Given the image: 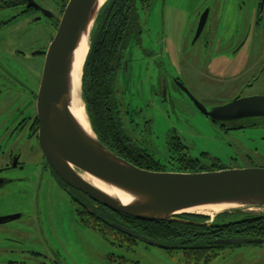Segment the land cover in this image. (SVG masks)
Returning a JSON list of instances; mask_svg holds the SVG:
<instances>
[{"label":"rangeland","instance_id":"1","mask_svg":"<svg viewBox=\"0 0 264 264\" xmlns=\"http://www.w3.org/2000/svg\"><path fill=\"white\" fill-rule=\"evenodd\" d=\"M63 1L36 0L47 12L56 16H60ZM206 1L165 0L163 3V0H160L153 5L150 11L143 12L142 18L145 26L143 43L142 47L133 51L135 54L128 82L131 91L123 98L120 93L121 113L123 115L128 110L139 114L135 116L139 124L138 131L136 133L128 131L129 136L139 143H145L147 150L158 160L166 158L165 145L168 137L176 132L191 148L192 157H201L203 153H208L211 157L226 163L232 155L249 156L255 167L264 168V126L227 134L201 115L190 102L187 101L186 107L179 95L175 94L178 109L173 110L172 106L164 105L160 98L152 93L160 72L170 77L179 76L180 62L188 59L197 63L200 72L187 67L184 79L193 94L209 108L224 105L241 91H244V95L248 97L264 95V77L260 84L252 88L246 86L251 82L254 73L264 68V47L257 43L263 41L256 26L255 12L259 0H220L225 2L222 5V12L218 14L223 19L216 20V24L212 27L213 30L211 29L212 34L208 38L207 30L202 40L193 45L197 27L194 14L197 8L203 7ZM238 5L243 7L241 12L235 8ZM253 9L254 14L251 12ZM22 11L21 9L11 10L6 15L19 16ZM1 14L3 13H0V17ZM55 35L56 30L52 21L37 12L31 15H21L14 25L3 28L0 32V39L6 43L11 55L18 49L28 52V58L23 61L29 65L35 62V58L29 54L30 44L34 43L40 48H45V45L51 44ZM245 41L247 44L241 47ZM160 48L165 50H160ZM229 49H236L234 53L237 54L221 58V51L225 53L229 52L227 51ZM149 51L155 54L150 56ZM2 55L0 52V58ZM18 61L21 63V60L11 61V63L19 64ZM226 61H229V66H237L239 70L230 73L222 80L212 79L210 72L217 73L218 70H223L222 67H226L224 65ZM41 62H44V58ZM159 62L162 65V71L158 69ZM248 70L253 73L252 76H248L250 73L245 75ZM119 75L123 91L127 81L122 73ZM147 121L151 123L148 125ZM123 126L125 129H130L128 120L124 119ZM13 149L11 145L0 148V167L8 161L7 157L1 154L10 153ZM40 160L42 158L39 155L28 154L25 158V170H11L6 173V177L17 181L0 189V212L13 213L19 210L22 199L27 200L29 213L33 212L36 206L40 209L47 207L48 213L52 215L49 217L51 221L49 228L55 234L52 242L57 240L62 256L68 258L69 263L264 264V247L258 245L225 246L205 254L204 257H199L184 251H168L143 243H131L126 239V244L121 248L114 244L116 242L114 239L123 238L113 232V243H103L94 234L88 235L77 227L68 196L48 180L49 175L41 170ZM24 180L27 184L23 182ZM25 194L27 198L24 197ZM241 210L246 213L255 211L258 214H264V207L258 210ZM236 212V210H231L228 213ZM220 214V212H211L210 215L196 213L193 216L209 217L215 221ZM238 219L239 217L236 216H223L220 221L226 225ZM105 247L106 251H102ZM97 256L101 259L106 257L107 260H91ZM204 260L214 261L206 263Z\"/></svg>","mask_w":264,"mask_h":264},{"label":"water","instance_id":"2","mask_svg":"<svg viewBox=\"0 0 264 264\" xmlns=\"http://www.w3.org/2000/svg\"><path fill=\"white\" fill-rule=\"evenodd\" d=\"M27 1L29 8L42 10L34 0ZM110 1L102 3L101 0H69L49 46L38 96V115L40 149L53 171L69 187L101 206L140 221L211 227L214 225L213 220L200 223L185 216L195 215L196 213L191 212L193 210L212 206H228L221 214L231 210L264 207V168L203 173L144 170L119 157L99 140L87 111L92 133L87 132L77 120L73 113L77 52L86 37H89L91 46L97 20ZM208 17L207 10L201 18L194 43L201 36ZM87 58L80 93V106H84L85 110L83 77ZM185 91L200 110L215 122L264 119V97L237 99L208 112L188 89ZM91 179L109 190L119 191L131 201L124 204L117 196L98 188ZM111 228L148 246L168 251L180 249L155 242L116 224H112ZM216 244L223 247L263 245L264 240L232 238L219 240Z\"/></svg>","mask_w":264,"mask_h":264},{"label":"flooded vegetation","instance_id":"3","mask_svg":"<svg viewBox=\"0 0 264 264\" xmlns=\"http://www.w3.org/2000/svg\"><path fill=\"white\" fill-rule=\"evenodd\" d=\"M160 0H127L126 5L121 8L120 6L113 8V13L120 20L123 14V17H126V13L129 14V20L131 22L135 21L131 32L135 29L134 36L130 37L121 47L120 53L117 59V69L115 75V91H116V101L120 110V119L122 121V126L124 119L128 120L130 129H125L122 127V133L130 143H132V150H141L147 151L149 154L150 151L147 150V145L145 143H139L137 140L129 136L128 131L136 133L138 131L139 124L136 122L135 116H138L136 112H129L128 110L122 115L120 103V93L122 98L126 93L131 91L128 84L130 78V71L132 69L133 56L135 54V49L142 47L143 43V34H144V21L142 18L143 12L150 11L153 8V5ZM228 1V0H227ZM35 4L38 5L42 10L35 7L29 8V2L27 0L17 1V0H0V32L3 31V28L11 27L15 24L17 19L21 15H31L33 13L40 12L46 18L52 21L53 26L55 27L56 33L60 21L63 17L62 8L60 11V16H56L50 12H47L43 7H41L36 0ZM165 0H163V3ZM225 2L220 0H207L203 7L197 8V11L194 14V19H197V27L195 30L193 45L202 40L205 32L208 30L209 37L213 26L216 24V20H222V16L219 17L218 14L222 12V5ZM242 4V3H241ZM63 6V5H62ZM116 8V9H115ZM238 11H242L243 7L238 5L235 7ZM23 10L19 16H10L6 15L11 10ZM66 9V8H65ZM115 9V10H114ZM47 13H44V11ZM209 11V17L207 24L197 40L194 43L195 37L197 35L201 18L206 11ZM65 11V10H64ZM254 14V9L251 10ZM256 26L259 29L261 39L263 41L257 42L258 45L264 47V4L263 0H259L256 8ZM64 14V13H63ZM49 16H52L49 18ZM192 18V16H191ZM226 18V17H225ZM211 22V25H210ZM215 22V23H213ZM212 29V30H211ZM139 32V34H138ZM218 29L216 30V33ZM55 37V36H54ZM53 37V38H54ZM52 38V40H53ZM4 40V39H3ZM51 40V42H52ZM247 44V41L243 42L241 47H244ZM50 46V45H49ZM49 46L45 45L44 47H38L36 44H30V56L35 58L33 64L26 65L23 60L28 58V52H25L21 49L10 53L8 51V46L5 42L0 39V52L3 54L0 58V145L3 146L2 149L7 145L12 146L14 149L10 153L3 152L1 154L3 157H7V162L0 167V189L3 187L13 184L14 179H9L6 177V173L11 170H25V158L28 154L39 155L41 161V170L44 174H48V180L62 193L66 194L69 198V204L72 208L71 212L73 213L74 223L77 224V227L82 229L86 234H94L95 237L102 241L103 243H113L112 239V222L110 210L106 208L104 210L102 206L96 203L94 200L86 196L85 194L69 187L65 184L53 171L48 161L44 157L40 149V120L38 115V96L41 89L43 70L46 61V55L49 49ZM220 47V46H219ZM164 49V48H160ZM237 49V48H236ZM234 50H227L229 52L221 51L220 57L227 58L228 56L236 55ZM165 50V49H164ZM155 52L149 51L148 55L153 56ZM163 54V50H162ZM164 55V54H163ZM159 57V56H158ZM157 57V58H158ZM24 58V59H22ZM44 62H41L43 60ZM163 58V57H162ZM40 59V61H38ZM9 60V61H8ZM21 60L19 64H12L11 61ZM229 61L224 62L226 67H222L223 70H218L217 73L210 72L211 78L214 80H222L227 77L230 73L235 72L238 69L237 66L231 67L228 64ZM227 64V65H226ZM187 67L190 69L200 72L196 62H193L188 59H183L180 62L179 66V76H167L164 72H160L156 80V85L153 87L152 93L154 96L159 97L161 102L164 105L172 106L173 110L178 109L176 107L175 94L180 96V100L187 107V101L190 102L201 115L208 119L214 126L218 127L220 130H223L225 133L230 134L238 131H245L251 128H259L264 126V119L255 120H237V121H224V122H215L210 117L205 115L195 101L187 94L185 89H188L191 95L203 105L208 112H211L214 108L223 107L228 104H231L235 100L249 99L254 97H264V95H257L253 97H248L244 95V91L238 93L233 99L229 100L227 103L221 106L207 107L204 105L199 98H197L192 90L188 87L187 81L184 79V74L187 71ZM159 71H162V65L158 66ZM251 71H246L245 75ZM122 73L127 82L124 84L125 90L122 91L121 84L119 80V74ZM221 73V75L219 74ZM253 73H250L248 76H252ZM264 77V68L259 72H255L251 77V82L246 86L249 88L254 87L256 84H260ZM180 108V107H179ZM180 110L184 111L182 108ZM118 114V113H117ZM118 116V115H117ZM124 117V118H123ZM150 121H147L146 124H150ZM165 151L167 156L164 160H158L153 155L156 161L159 162L160 166L165 169L166 172H179L176 170V157L179 156L175 153L183 152L186 156L187 154L192 157V151L189 145L182 140V138L175 132L172 135H169L168 141L165 145ZM176 156H174V155ZM194 159L199 160L204 165H207L212 160L216 161L217 164L223 165L230 169H242V168H258L255 167L254 162L249 156L241 157L239 155L230 156L226 160V163L220 162L218 159L213 158L208 153H203L201 157H193ZM172 169V171H168ZM223 171V170H222ZM25 184L26 181H23ZM23 183V184H24ZM42 184V183H40ZM70 191V192H69ZM27 198V195H24ZM26 199L21 200V205L19 210L14 211L13 213H1L0 212V264H74L73 262L69 263L68 258H64L61 253V247L58 246L57 240L53 243L52 240L55 237V234L49 228L51 221L49 219L51 214L48 212V208L40 209L36 206L33 212L29 213V204ZM47 206V201H46ZM251 213H256L251 212ZM262 214V213H261ZM64 219V217H63ZM70 220V219H69ZM60 223V220H58ZM59 229V228H58ZM84 235V233H81ZM115 238V237H114ZM123 239H114L116 246L124 247L126 244V238ZM126 239V240H125ZM260 247H264V244H258ZM173 247V246H170ZM219 247V246H216ZM179 251H183V247ZM102 250V249H101ZM106 251V247L102 250ZM216 251V249H214ZM91 260H107L106 257L101 259L100 256L94 257ZM121 260V259H119ZM203 261V260H201ZM206 263H210L214 260H204ZM95 264V263H94ZM97 264H106L105 262H98Z\"/></svg>","mask_w":264,"mask_h":264},{"label":"trees","instance_id":"4","mask_svg":"<svg viewBox=\"0 0 264 264\" xmlns=\"http://www.w3.org/2000/svg\"><path fill=\"white\" fill-rule=\"evenodd\" d=\"M22 1V0H17ZM127 0H111L101 12L91 37V46L86 61L83 77V99L86 111L93 130L99 140L112 152L125 159L129 163L149 171L166 172L153 155L137 148L132 150V143L122 133V121L120 110L115 99V75L116 63L121 47L130 37L134 36L135 29L131 32L135 21L129 20V14L119 20L113 13V8H123ZM69 0L63 1L62 15ZM115 8V9H116ZM114 9V10H115ZM139 34V32H138ZM126 42V45L127 43ZM118 113V114H117ZM118 115V116H117ZM176 165L179 173H203L216 172L229 169L223 165L211 161L204 165L197 159L187 156L183 152L175 153ZM104 210L105 207L102 206ZM111 222L125 227L145 238L166 246L183 247L184 252L192 253L199 257L213 252L214 249H222L217 246V241L232 238H244L250 240H264V214L224 213L217 216L214 225L195 227L172 222H146L140 221L122 213L110 210ZM223 216L239 217L237 221L226 225L221 223ZM193 222L207 223L209 217L185 216ZM114 234L127 239L131 243H139L112 229Z\"/></svg>","mask_w":264,"mask_h":264},{"label":"bare ground","instance_id":"5","mask_svg":"<svg viewBox=\"0 0 264 264\" xmlns=\"http://www.w3.org/2000/svg\"><path fill=\"white\" fill-rule=\"evenodd\" d=\"M107 0H101L102 3L106 2ZM90 51V41H89V37H86L82 44L81 47L79 48L78 52H77V61L75 62V70H74V76H75V92H74V104H73V113L75 115V117L77 118V120L81 123V125L83 126V128L89 132H91V127L87 118V114H86V110L84 108V106H80L81 103V97H80V93H81V86H82V74H83V67H84V63L85 60L87 58V55ZM91 182L93 184H95L98 188H100L101 190H103L104 192L110 194V195H114L117 196L119 199H121V201L124 204H128L131 199H129L127 196L123 195L122 193H120L119 191L116 190H109L106 186H104L103 184L98 183L97 181H94L91 179ZM228 208V206H212V207H205V208H199L196 210H193L191 212L194 213H205L210 215L211 212H223L224 210H226Z\"/></svg>","mask_w":264,"mask_h":264}]
</instances>
